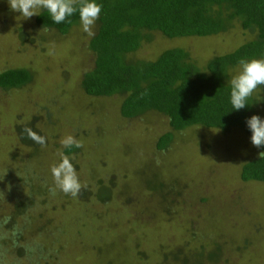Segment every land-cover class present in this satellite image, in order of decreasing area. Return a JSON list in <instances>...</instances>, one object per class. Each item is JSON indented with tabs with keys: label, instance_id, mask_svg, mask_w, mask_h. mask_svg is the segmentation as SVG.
Segmentation results:
<instances>
[{
	"label": "rangeland",
	"instance_id": "374dc122",
	"mask_svg": "<svg viewBox=\"0 0 264 264\" xmlns=\"http://www.w3.org/2000/svg\"><path fill=\"white\" fill-rule=\"evenodd\" d=\"M35 16L25 19L0 0V72L32 74L24 88L0 90V264H169L177 250L188 264L197 255L199 264H264V183L238 176L258 156L251 135L192 127L157 151V139L170 131L165 117L124 119L121 96L82 92L93 55L81 22L59 35L37 26ZM253 37L235 23L208 38L151 33L130 58L151 61L179 48L201 68ZM254 93L264 95L259 87ZM254 115L264 119V105ZM25 128L43 133L46 144H23ZM67 135L83 144L67 156L82 185L76 197L51 191V166ZM152 173L173 190L163 200L146 190ZM98 181L110 189L108 201H98Z\"/></svg>",
	"mask_w": 264,
	"mask_h": 264
},
{
	"label": "trees",
	"instance_id": "16d2710c",
	"mask_svg": "<svg viewBox=\"0 0 264 264\" xmlns=\"http://www.w3.org/2000/svg\"><path fill=\"white\" fill-rule=\"evenodd\" d=\"M95 2L102 5V11L96 22L95 35L88 41L93 68L82 75L80 88L84 95L121 96L119 114L124 119H135L148 112L165 117L170 131L157 139V151H163L170 145L172 133L192 127L221 133L237 128L245 135H251L246 120L254 115L257 105H264V95L253 93L244 109H233L228 74L239 67L241 59H264V0ZM34 22L44 29L65 35L80 22V17L77 11L65 22L57 24L46 10H42ZM233 23L243 32L253 33L254 37L233 51L209 58L201 68L195 66L188 54L179 48L164 50L151 61L130 58L143 41L149 42L151 33H157L165 40L208 38L225 34ZM31 80L29 70L7 68L0 72V90H18ZM259 89L264 92V86ZM33 131L44 137L43 133ZM21 139L26 145L34 143L24 134ZM256 149L258 153L264 152V147ZM76 151L75 146L65 147L63 153L68 156ZM238 176L244 184L264 183V158L258 155L244 162ZM158 179L157 174L152 173L151 178L145 181V187L163 200L169 191V181ZM109 190L101 186L100 181L96 183L99 202L111 198ZM169 192L173 190L170 188ZM214 252L219 256L218 250ZM168 255L172 257L169 264H188L187 257L178 250ZM195 258V263L199 264V255Z\"/></svg>",
	"mask_w": 264,
	"mask_h": 264
},
{
	"label": "clouds",
	"instance_id": "9594fccd",
	"mask_svg": "<svg viewBox=\"0 0 264 264\" xmlns=\"http://www.w3.org/2000/svg\"><path fill=\"white\" fill-rule=\"evenodd\" d=\"M7 2L13 12L19 13L25 19L38 15V10H46L53 22L57 24L65 22L68 17L78 11L82 29L89 37L95 35L93 27L99 20L102 11V5L96 3L95 0H7ZM230 86V103L233 109H244L247 99L258 87L264 86V59H241L239 70L232 76ZM246 124L251 131L252 145L257 148L264 147V119L253 115L246 120ZM23 131L35 143L41 146L46 144L45 137L38 135L31 128H25ZM60 143L63 147H83L82 142L73 135L63 137ZM59 155L60 162L51 166L54 181L51 191L54 195L59 189L66 195L70 194L72 197H76L82 188L77 171L63 152H60ZM258 155L260 158H264V152H260Z\"/></svg>",
	"mask_w": 264,
	"mask_h": 264
}]
</instances>
